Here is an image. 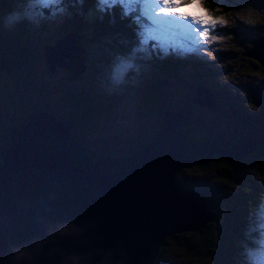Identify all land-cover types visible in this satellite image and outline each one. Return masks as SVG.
<instances>
[{
    "label": "water",
    "instance_id": "1",
    "mask_svg": "<svg viewBox=\"0 0 264 264\" xmlns=\"http://www.w3.org/2000/svg\"><path fill=\"white\" fill-rule=\"evenodd\" d=\"M71 36L74 43H69ZM45 50L48 66L58 63L72 73L69 78L85 71V46L78 43L76 32H67L57 45L46 46ZM246 53L264 64L262 41ZM57 56L60 59L55 62ZM203 92L209 94L206 89ZM179 113H164L147 144L126 157H106L108 160H90L80 143L68 135L71 121L46 110L33 112L37 124L49 132L43 140L36 141L24 131L27 122L11 129L0 164V264H8L10 245L42 235L45 221L97 224L98 229L89 232L92 240L100 247L119 249L123 264H154L155 250L167 235L164 233L196 230L211 220L207 196L180 186L176 180L179 168L204 162L212 154L200 141L190 140L184 122L176 118ZM64 129L65 136L61 135ZM221 141L225 148L218 153L229 160L255 147L253 135H244L235 144ZM72 147L79 150L71 151ZM204 153L207 156L199 159ZM157 185L159 188H155ZM197 194L202 195L208 217L194 225L193 220L199 218L194 212L199 207Z\"/></svg>",
    "mask_w": 264,
    "mask_h": 264
},
{
    "label": "rangeland",
    "instance_id": "2",
    "mask_svg": "<svg viewBox=\"0 0 264 264\" xmlns=\"http://www.w3.org/2000/svg\"><path fill=\"white\" fill-rule=\"evenodd\" d=\"M48 1L49 0H40V3L36 5L40 10L34 14L25 13L28 11L26 0H15V6H13V8L16 7V10H14L15 12H12L18 14L19 19L10 26H5V29L9 30L11 33H20L21 27H26V24L27 27L30 26L26 20L17 24V22L23 18L34 19L37 24H40L45 20L44 10ZM144 1L149 4L146 7L147 14L154 18L152 13L159 11L155 8L154 4L152 5L151 0ZM172 3L178 4L175 3L174 0H172ZM179 5V7L170 8L169 12H174L177 15L181 13L188 14V21L193 24L194 32H191L188 29L187 36H190L189 38L193 37L200 47L205 48V53H207L206 59L196 57L197 60L202 63L206 60L203 67H201L198 62L192 63V55L190 54L192 53L191 48L188 47L187 49H184V42H181L179 37H177L173 24L161 26L157 21V25L155 26L152 22L148 23L146 21L145 25L142 27L143 29H139V32L142 33V36L139 38V46L142 52L139 53L138 58L133 51L128 52L126 58H122L113 52L116 45L110 44L109 38H100L98 42L93 38L91 25L89 23V25L83 23L76 31L78 35V43L85 46V56L88 62L87 65L89 64L88 67H86L87 70L83 73L82 78L79 81H77L76 78H69L68 76L62 79V76L60 77V75L63 74L54 72V70H58L55 68L58 63L54 67H50V65L48 67L44 53L43 56L40 54V56L37 57V60L31 62L28 67L32 71V74H34V76L30 78L32 87L37 88V84L40 83V86L43 85L45 90L42 93L35 91L31 92V95L29 96L32 101L30 102L31 106L34 107L37 102H44L51 98L50 106L53 107L55 112L56 110L60 112H56V114L59 115L64 112V106L68 104V100L63 97V94L66 92V90H63V85L69 80L68 82L71 83L70 86L72 87V91L81 92L83 95L89 94V104L96 112L98 111L97 119L85 123L84 127L74 128L72 133L77 135L81 142H84L82 134H85L89 143H84L90 150L100 149L102 153L105 152L108 154L109 152L112 156L117 157L118 154L124 151H131L130 154H132L135 150L133 149L134 147L132 143L133 135H139L144 131L153 132L160 121L158 118V111L154 109L151 103L145 101L142 93L152 95V99L156 98L161 106L165 107L167 102V104L183 102L185 98L187 100L191 97L192 99L190 100V103L197 104L199 95L205 94L203 91L206 89L210 95L214 96V99L216 98V102L219 103V105L217 109H209L197 104V108L193 110L190 109V105L187 102V111L185 110L186 112L183 113L193 111L195 116L201 118V123L194 126L192 133L195 134L196 137H206L210 132H218L221 136L228 139L229 137H232L233 134H235L236 137L244 136V130L236 132L237 125L234 120L225 112L221 111V105H225L222 104V101L225 97H228L233 101L228 102L227 104L237 106L240 112L252 116L253 118L254 116H259L261 119H264V64L259 62L261 68L258 71H250L249 74L248 71H245L246 80L243 82L239 79L237 82H233V80L230 79L233 78V75L226 72V70H222L225 66L221 62L223 60L221 57H223L222 55L224 53L219 52L218 50L222 51L225 49V46L231 45L226 49L230 50L229 58L224 59L229 62L225 63L226 65H231V63L236 64L234 60L240 53L239 48L242 44L246 47L247 44L252 46L259 41L264 43V0H232L228 6H221L223 13L217 17L211 16L210 11L203 6L201 0H199V6L197 5V0ZM18 7L22 9H18ZM161 7H163V5H161ZM205 14L210 17V20L218 21L215 26L211 23L197 25L192 20L193 16L202 17L205 16ZM83 17L89 21L88 18L90 15L86 12ZM5 21L7 22V18ZM221 24L231 25L235 28V31L236 29L238 30V33H230V35L224 34L219 29V25ZM205 29H208L207 42H205L204 37ZM34 32L35 29L29 31L31 46L34 45V48L38 46L43 52L46 51V46L57 45V42L67 34V32H52L49 34L48 39L43 35H36V40H32V33ZM141 37H143V46L141 45ZM155 39L157 40L161 52H163L162 49L165 48V45L171 44L170 48L175 51L176 55L181 56L183 60L187 62L186 64L183 63L181 65L180 70L181 72H187V76H184L185 78L187 77L185 83L177 82L176 78H178V74L173 75L172 78L161 76L148 60L152 54L151 48L153 47L150 42ZM70 41L74 43L73 36H71ZM101 41L105 44L102 45ZM9 51H12L15 56L18 57L14 47L7 49L6 53ZM108 52L112 53L114 56L105 65L108 59V57L106 59ZM153 52L157 57V50L154 49ZM198 53L201 57L205 54L200 50ZM2 57L4 59L5 53L2 54ZM231 57L234 58V63L229 60ZM59 59V56L54 57L55 62H58ZM1 62L2 61L0 60V64ZM108 66H110V68H107ZM204 68L205 73L202 75L208 77L199 80L200 76H198V73L201 74V70ZM192 71H195V73L191 74ZM70 74L72 75V73ZM143 74H145V77L141 82L147 85L146 88L136 80L137 76ZM11 81L12 78L9 73L2 71L0 65V118L3 121V126H5L7 122L13 125L14 120H18L19 117L21 118L26 113L23 111L21 105L17 102L13 103L8 97L9 92H7V89L11 85ZM151 82H155V85H152ZM196 82L197 84H195ZM194 84L198 85V87H192ZM55 85L57 86V89L54 88ZM199 87H201V90H197ZM130 90L131 93H129ZM112 94H117L119 96L112 98L110 97ZM113 99L115 101H113ZM166 99H169L170 102ZM181 104L182 103H179L178 107H181ZM138 107H141L140 111L138 110ZM79 110L82 115H89L90 111L86 108L81 107ZM133 111H137L141 114L142 119H135V113ZM175 111L179 112V110ZM31 118L28 120V123L31 121ZM13 128L14 127L11 129ZM153 135H155V133ZM216 138L218 137L216 136ZM195 139L196 138L194 137L190 138V140ZM142 144L143 142L140 146H142ZM2 148V141L0 139V159L2 156ZM247 163L254 167L255 173L259 175V172L256 169L257 166L249 162V160ZM210 173L211 175L208 176L207 173H203L201 170L193 172L191 169H185L182 173H178V175L180 174L178 177L184 182V184L186 183L191 190L193 189V186H195L209 191L210 188L213 187L212 182L216 180L213 172ZM261 175L264 177V167L261 169ZM245 182H248V186L243 185L247 187V190L252 188V184L249 180ZM144 188H146V186H144ZM155 188H159V186L157 185ZM144 190L147 191L148 189ZM194 194L196 193H192V196ZM197 195L200 196L199 199L196 200V204L199 207L194 212H196V216L200 219L197 218L198 221L193 220L194 225L204 223L208 217L202 207V195ZM109 207L110 206L107 208ZM257 211L261 213L257 221L264 225V206ZM98 227L99 225L95 224L91 230H97ZM262 244L263 247L261 249L250 251L248 262L242 264H264V239L262 240ZM161 264H163V262H161ZM165 264L187 263L182 256H179L173 251L169 257L166 258Z\"/></svg>",
    "mask_w": 264,
    "mask_h": 264
},
{
    "label": "trees",
    "instance_id": "3",
    "mask_svg": "<svg viewBox=\"0 0 264 264\" xmlns=\"http://www.w3.org/2000/svg\"><path fill=\"white\" fill-rule=\"evenodd\" d=\"M14 1L15 0H0V60L2 61L0 65L2 71L9 73L12 78L11 85L7 89V92H9L8 97L13 103L17 102L21 105L23 111L26 113L21 118L19 117L18 120H14L13 125L5 122V126H3V121L0 118V139L3 146L1 151L2 156L9 145V130L12 127L18 128L26 122L28 124L29 117L35 110H46L49 112V108H51L49 107V102H43L46 106L38 103L33 107L30 104L32 101L29 96L32 91L42 93L45 90L43 85L40 86V83L37 84V88H33L31 84L30 78H32L34 74H32V71L28 66L31 62L36 61L40 54L43 56L44 52L41 51L38 46L35 48L34 45L31 46L29 36L30 30L35 29V32L32 33V40H36V35H43L48 39L49 34L52 32H76L80 28V25L83 23H89L92 27L91 33L93 38L98 42L100 38L107 37L109 38L110 44L116 45L115 50H113L115 54L122 58H126L127 53L133 51L138 58L139 53L142 52L139 46V38L142 36V33L139 32V29L142 30L146 21L150 23L152 19L151 15L147 14L146 11V7L149 4L144 0H128L127 3L110 4L107 5L109 9L108 11H103L101 9L98 5V0H62L61 3H57L56 0H49L44 10L45 20L40 24H37L34 19H20L17 24L26 20L30 26L27 27L26 24V27H21L20 33H11L9 30L5 29V26H9L5 19L9 16V13L12 11L15 12L14 10H16V7L13 8V6H15ZM174 1L178 4H187L193 0ZM201 1L203 6L210 11L211 16L213 17L220 16L223 13L221 6H228L232 2V0ZM35 8L36 11H27L25 13L36 14L40 8L37 6H35ZM18 9L22 8L18 7ZM86 12L90 15L88 18L89 21L83 17ZM174 19L176 22L182 21L185 26H187V24L190 27L193 26L192 23L183 20L180 16H175ZM219 29L226 35H230V33H238V30L236 29L235 31V28L231 25L221 24L219 25ZM189 37L190 36L181 37L179 40L184 42V49H187L188 47L191 48L192 53H189L192 55V63L198 62L201 67H203L206 60L202 63L198 61L196 57L206 59L207 53H205V48L200 47L194 38L191 39ZM101 43L102 45L105 44L103 41H101ZM150 44H152L153 47L151 48L152 54L148 60L160 75L172 78L173 75L178 74V78H176L177 82L185 83L187 77L185 78L184 76H187V72H181L180 70L181 65L183 63L186 64L187 62H185L181 56H177L172 48V51H169L167 54L161 52L156 39L150 42ZM170 45L171 44L165 45V48H170ZM230 46L231 45H227L224 50L218 51L224 53L222 55L223 57H221V59H223L221 62L225 65H223L224 69L222 70H226V72L233 75V78H230L233 82H237L238 79L242 82L246 80L245 71H248L249 74L250 71L260 70V63L253 56L247 55L246 53L252 47L250 44H247L246 47L242 44L239 48L240 53L234 60L236 64L231 63V65H226L225 63L229 62L224 59L229 58L230 54V50L226 49ZM12 47L15 48L18 57L15 56L12 51L6 53V50ZM154 49L157 50V57L154 55ZM199 50L205 53L202 57L198 53ZM3 53H5L4 59L2 57ZM113 56L112 53H107L106 59L107 57L108 59L105 65ZM233 59L234 58L231 57L229 60L233 62ZM88 65L86 64V67H88ZM55 68L58 70H54V72L61 74L65 73L66 75H64L68 77L71 76L69 71L63 66L57 65ZM107 68H110V66ZM85 70H87V68H85ZM83 73L75 78L80 80ZM194 73L195 71L191 72V74ZM204 73L205 68L201 70V74H197L200 76L199 80L208 77L202 75ZM61 76L62 75H60V77ZM144 77L145 74L139 75L136 80L146 88L147 85L141 82ZM197 82L195 84H197ZM67 83L69 87L66 89L65 97H69V107L68 104L64 106V112L61 113L62 115L64 114V116L61 119L73 120L77 124V128L84 123L97 119L98 111L96 112L89 104V94L83 95L81 92H73L72 87L70 86L71 83ZM151 84L155 85V82H151ZM195 84L192 87L197 88L198 85ZM69 89L71 91H69ZM129 93H131V90ZM117 96L119 95H110L112 98ZM142 96L145 101L151 103L154 109L158 111V118L160 120L158 125L162 120V115L168 111L179 110V112L182 113L186 112L187 102L190 105V109L194 110L197 108V104L190 103L192 97L187 100L185 98L183 102L172 104H167V102L166 106L163 107L156 98H154L155 100L152 99V95L142 93ZM166 100L170 102L169 99ZM113 101L115 100L113 99ZM231 101L233 100L225 97L222 101V104L225 105H221V111L225 112L234 120L237 125L236 132L244 130V135L255 136V147L250 153L246 154V156L243 155L236 160H229L224 158L221 152H216L212 153L204 162H197L187 167L179 168L176 173V180L179 182L180 186H184L187 189H189V187L178 177L180 175H178V173H182L185 169H191L193 172L201 170V172L207 173L208 176H210V172H213L216 180L212 182L213 187L210 188V192L206 189L193 186V189L200 190L207 196V210L211 213L212 219L206 221L203 226L196 230L176 231L172 234L164 233L163 235H167L161 240L155 250L157 256L156 259L152 261L154 264H161V262L165 264L166 258L169 257L173 251L179 256H182L187 264H242L248 262L250 251L254 249L259 250L263 247L262 240L264 239V225L257 221L261 214L257 210L264 206V177L261 175V169L264 167V119H261L259 116H254L253 118L252 116L240 112L237 106L227 104ZM179 103H182L180 105L181 107H178ZM81 107L90 111L89 115H82L79 110ZM138 110L140 111L141 107H138ZM56 112L60 113L57 110ZM133 112L135 113V119H142L141 114L137 111ZM186 114L191 117V120L190 123L186 125L189 129L187 130L184 128V131L189 138H196L192 141L198 140L200 142H210L213 136H217L220 140L225 139L228 144H235L237 138L240 137H236V135L233 134V136L228 139L221 136L218 132H210L206 137H196L192 132L194 126L201 123V118L194 114H190V112ZM157 127L158 126H156V128ZM155 130L153 132L144 131L139 135H133V149L137 150L142 142V146L147 144V142L154 137L153 134L155 133ZM70 136L72 140L81 142L80 138L74 133H70ZM82 136L84 137V142L89 143L86 135L82 134ZM86 150L87 154L90 156V160H97L99 155L103 154L100 149ZM130 152L124 151L118 154V156H124ZM2 156L0 164L2 162ZM206 156L207 153L201 154L199 155V159H204ZM248 160L257 166L256 169L258 170L259 175L255 173L254 167L247 163ZM245 176L252 184V188L249 190H247V187L243 186H248V182H245L247 181Z\"/></svg>",
    "mask_w": 264,
    "mask_h": 264
},
{
    "label": "clouds",
    "instance_id": "4",
    "mask_svg": "<svg viewBox=\"0 0 264 264\" xmlns=\"http://www.w3.org/2000/svg\"><path fill=\"white\" fill-rule=\"evenodd\" d=\"M18 19V14H10L8 25ZM49 112L62 118L51 110ZM78 143L87 153L89 148L86 144ZM93 227L90 222L75 220L45 221L42 235L9 246L6 254L8 264H123L119 249L103 248L94 243L89 235Z\"/></svg>",
    "mask_w": 264,
    "mask_h": 264
},
{
    "label": "snow or ice",
    "instance_id": "5",
    "mask_svg": "<svg viewBox=\"0 0 264 264\" xmlns=\"http://www.w3.org/2000/svg\"><path fill=\"white\" fill-rule=\"evenodd\" d=\"M57 3H61L62 0H56ZM128 0H98V5L101 7L103 11H108L107 5L110 4H120V3H127ZM40 3V0H26V6L28 8L29 12H34L35 11V6ZM151 3L155 5V8L163 13V15H156L155 12L152 14L155 16L156 20L159 22V25L164 26L168 24H173L176 23L174 17L177 15L175 13L169 14V9L173 7H179V4H173L172 0H151ZM163 5V7H161ZM197 5L199 6V0H197ZM183 16L185 20L188 19V14L187 13H181L179 14ZM192 20L197 24V25H204V24H209L211 23L213 26L218 22L216 20H210V17L205 14V16L202 17H192ZM222 23V22H221ZM207 32L208 29L204 30V37H205V42H207ZM141 45L143 46V37H141ZM164 54H167L169 51H172L171 48H164L162 49Z\"/></svg>",
    "mask_w": 264,
    "mask_h": 264
},
{
    "label": "bare ground",
    "instance_id": "6",
    "mask_svg": "<svg viewBox=\"0 0 264 264\" xmlns=\"http://www.w3.org/2000/svg\"><path fill=\"white\" fill-rule=\"evenodd\" d=\"M69 43H71V41H69ZM197 104L207 106L209 108H214L216 106L214 102V96L210 94H205L203 97L199 98L197 100ZM181 113H179L176 118L183 121L184 122L183 125L185 127L186 125L190 123L191 117L186 113H182V114ZM70 121L73 125L68 129L69 136H70L71 130L76 127V123L73 120H70ZM23 129L26 133H28L36 141L43 140L49 134L48 130L45 127L37 124L36 116L34 114L31 118V121L26 126H24ZM65 129L63 130L61 135H64V136L67 135ZM193 142L198 143V141H193ZM201 143L203 144V146H205L208 149L209 153H216L218 152V150H223L225 148L224 144L219 138H215L210 142H201ZM77 150H79L78 147H72L71 149V151H77ZM106 157H114V156H112L111 154L110 155L108 154L104 156L103 158H106ZM108 159L109 158H106L105 160H108Z\"/></svg>",
    "mask_w": 264,
    "mask_h": 264
},
{
    "label": "flooded vegetation",
    "instance_id": "7",
    "mask_svg": "<svg viewBox=\"0 0 264 264\" xmlns=\"http://www.w3.org/2000/svg\"><path fill=\"white\" fill-rule=\"evenodd\" d=\"M64 74H65V73H63L62 78L66 77V76H65L66 74H65V75H64ZM76 80L79 81V79H76ZM67 82H68V81H67ZM67 82L63 85V90H66V89L69 87ZM54 88L57 89V86L55 85ZM69 91H71V90L69 89ZM63 97H65V94H63ZM65 98H67V100H68V105H69V97L66 96ZM44 102H49V107H51V108H49V109H50L51 111H53V113L56 114V112L53 110L52 106H50V105H51V98H50L49 100L44 101ZM214 102H215V105H216L214 108H209V107H207V106H204V107L209 108V109H217L219 103L216 102V98L214 99ZM38 103H40V104L46 106L42 101L37 102V104H38ZM202 106H203V105H202ZM190 114H192V115L194 114V115H195V113H193V111H192V112L190 111ZM32 115H33V113L30 115L29 119L31 118ZM56 115H58V114H56ZM65 115H66V114H65ZM59 116L63 117L64 114H63V115H62V114H59ZM76 127H77V124H76ZM76 127H75V128H76ZM184 128L187 129V130L189 129L188 126H185ZM73 129H74V128H73ZM73 129H72V130H73ZM72 130H71V133H72ZM214 137L216 138V136H213L212 138L215 139ZM70 138H71V136H70ZM212 138H211V140H213ZM144 145H145V144H144ZM108 154H109V152H108ZM108 154L105 153V152H103L102 155H103V156H106V155H108ZM102 155H99V158H100V157H103ZM128 155H130V153L127 154V155H124V156H117V157H122V158H123V157H126V156H128Z\"/></svg>",
    "mask_w": 264,
    "mask_h": 264
}]
</instances>
